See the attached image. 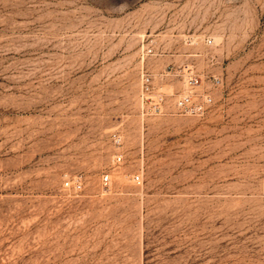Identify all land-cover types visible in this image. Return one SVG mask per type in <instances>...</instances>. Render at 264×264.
I'll use <instances>...</instances> for the list:
<instances>
[{"label":"rangeland","instance_id":"374dc122","mask_svg":"<svg viewBox=\"0 0 264 264\" xmlns=\"http://www.w3.org/2000/svg\"><path fill=\"white\" fill-rule=\"evenodd\" d=\"M0 264H264V0H0Z\"/></svg>","mask_w":264,"mask_h":264},{"label":"built area","instance_id":"2783aa9c","mask_svg":"<svg viewBox=\"0 0 264 264\" xmlns=\"http://www.w3.org/2000/svg\"><path fill=\"white\" fill-rule=\"evenodd\" d=\"M186 84L187 85L184 92L174 100V108L185 115L203 117L209 112L213 104V97L210 93H199L198 89L201 86V83H199L197 76L192 71H189L187 74ZM211 85L213 87H218L221 85V80L218 77H212ZM153 89L154 86L152 77L150 75H143L141 79V90L142 102L146 105L145 113L162 114L164 111V97L162 95L154 97L152 95ZM114 141L116 143H120L121 139L119 136H115ZM115 161L121 162L122 155L118 154L117 156H115ZM110 180L111 179L109 175L102 176V187H108V185L110 184ZM132 180L136 183H139L140 175H132ZM65 186L68 188L72 187L76 190L80 189L82 185L80 181H75V184L67 181L65 182Z\"/></svg>","mask_w":264,"mask_h":264},{"label":"bare ground","instance_id":"6f19581e","mask_svg":"<svg viewBox=\"0 0 264 264\" xmlns=\"http://www.w3.org/2000/svg\"><path fill=\"white\" fill-rule=\"evenodd\" d=\"M120 177V176H119Z\"/></svg>","mask_w":264,"mask_h":264}]
</instances>
